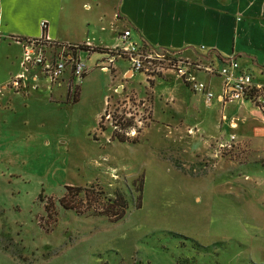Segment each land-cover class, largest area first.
I'll return each mask as SVG.
<instances>
[{
  "label": "rangeland",
  "instance_id": "rangeland-1",
  "mask_svg": "<svg viewBox=\"0 0 264 264\" xmlns=\"http://www.w3.org/2000/svg\"><path fill=\"white\" fill-rule=\"evenodd\" d=\"M104 57L81 54L89 72L78 102L67 91L66 100L57 91L58 100H51L46 78L33 83L41 88L39 101L0 108V264H185V257L191 258L186 264H264V214L249 212L254 199L247 181L235 202L229 186L216 194L220 180L193 186L169 164H149L145 149L113 145L137 140L110 142L111 128L99 134L109 104L134 94L149 100V80L156 78L128 77L123 58L116 70L104 71ZM69 187L83 191L76 195ZM85 188L121 192L129 205L125 216L116 221L100 213L105 203L86 201Z\"/></svg>",
  "mask_w": 264,
  "mask_h": 264
},
{
  "label": "crops",
  "instance_id": "crops-1",
  "mask_svg": "<svg viewBox=\"0 0 264 264\" xmlns=\"http://www.w3.org/2000/svg\"><path fill=\"white\" fill-rule=\"evenodd\" d=\"M126 29L138 43L182 50L218 70L235 57L254 84L264 87V0H0V108H13L18 99L39 101L35 91L41 88L33 83L46 79L40 67L24 71L21 40L44 35L107 49L119 44L120 32ZM22 73L28 79L19 88L10 86V80ZM195 74L215 94L211 102L174 74L158 76L149 80L145 95L154 107L146 133L134 143L113 145L126 144L133 152L145 149L149 164L167 163L193 186L210 187L220 180L216 194L226 193L229 186L235 202L243 197L247 181L255 204H247L249 212L261 217L264 115L250 100H222L224 82L219 74L203 70ZM126 75L135 73L129 68ZM46 88L54 101L55 91L61 100L69 92L66 81L50 82ZM81 95L80 86L78 100ZM249 173L251 180H245ZM196 198L203 200L201 195Z\"/></svg>",
  "mask_w": 264,
  "mask_h": 264
},
{
  "label": "built area",
  "instance_id": "built-area-1",
  "mask_svg": "<svg viewBox=\"0 0 264 264\" xmlns=\"http://www.w3.org/2000/svg\"><path fill=\"white\" fill-rule=\"evenodd\" d=\"M44 28L47 23L43 22ZM23 56L21 65L24 71L29 68L40 67L42 74L52 85H62L67 82L70 99L78 96V89L83 77L89 72V67L82 60L80 51L83 47H94L91 44H73L55 41L48 36L29 37L21 40ZM205 48V46H202ZM102 69L112 71L116 61L126 59L131 72H142L151 77L174 74L194 91L203 93L207 102H211L215 94L207 88L205 82L198 79L195 71L203 70L211 74H219L224 82L222 100L245 101L250 100L258 105L264 115V87L254 84L250 73L241 70L235 57L228 58L219 70L211 64H205L200 59H193L182 50L170 48L155 49L132 39V32L126 29L120 32L119 44L107 48ZM22 73L10 80L9 85L19 88L26 80ZM1 93V90H0ZM109 110L101 117L99 134L104 135L111 128L108 141L124 140L134 142L141 138L152 123V104L146 98L137 95L117 99ZM97 131V133H98ZM235 139V137H233ZM225 146V145H224ZM229 146V145H228Z\"/></svg>",
  "mask_w": 264,
  "mask_h": 264
},
{
  "label": "trees",
  "instance_id": "trees-1",
  "mask_svg": "<svg viewBox=\"0 0 264 264\" xmlns=\"http://www.w3.org/2000/svg\"><path fill=\"white\" fill-rule=\"evenodd\" d=\"M80 48V51H83V52H86V53H95V52H98V53H101V54H106L107 52V49L106 48H101V47H79ZM88 75V73H86L84 75V79L85 77ZM70 97V96H69ZM74 102H78V96H76V98L74 99ZM143 183H144V179L142 178L141 179V183H140V188H139V193H140V198L138 199V203L136 204V206L138 208H141V195H142V191H143ZM98 191H95L96 192V195L95 196H90L89 192H87V188H85V197H86V201L87 199H91V198H99V201L105 203L106 205V208H104L103 210H105L106 212L102 211L100 213L102 214H107L110 218H112V220H121L126 212H127V209H128V202L125 198V196L121 193V192H115V194L113 196H109V195H106L105 192L102 191L101 188H96ZM70 192L73 191L74 194L78 195L80 191H83L80 190V188L78 187H69L68 189ZM72 193V194H73ZM94 193L93 191H91V194ZM91 201V200H90ZM96 201V200H95ZM62 203H64L62 201ZM175 236H178L184 240H187V241H191L193 242L194 244H196L195 246H198L200 248H203V249H207L208 250V247H204L203 245H201L196 239L194 238H190V237H187V236H184V235H181V234H175ZM184 244V242L182 243ZM187 258L186 261H185V264L187 261H191V258L189 257H185ZM181 262L179 264H182V260H180ZM190 264V262H188ZM187 263V264H188ZM184 264V263H183Z\"/></svg>",
  "mask_w": 264,
  "mask_h": 264
},
{
  "label": "flooded vegetation",
  "instance_id": "flooded-vegetation-1",
  "mask_svg": "<svg viewBox=\"0 0 264 264\" xmlns=\"http://www.w3.org/2000/svg\"><path fill=\"white\" fill-rule=\"evenodd\" d=\"M95 195H96V192H94V193L90 194V196H95Z\"/></svg>",
  "mask_w": 264,
  "mask_h": 264
}]
</instances>
